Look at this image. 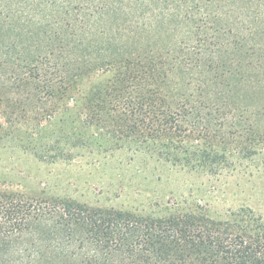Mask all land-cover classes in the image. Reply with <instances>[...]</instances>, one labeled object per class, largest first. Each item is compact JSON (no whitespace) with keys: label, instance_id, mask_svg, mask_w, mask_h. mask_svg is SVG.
I'll return each instance as SVG.
<instances>
[{"label":"trees","instance_id":"trees-1","mask_svg":"<svg viewBox=\"0 0 264 264\" xmlns=\"http://www.w3.org/2000/svg\"><path fill=\"white\" fill-rule=\"evenodd\" d=\"M15 4L17 19L22 9L31 19L42 17V31L30 20L43 38L24 65L37 78L43 72L44 97L64 99L67 111L84 110L85 123L115 147L124 141L156 148L165 161L193 168L260 147L264 0ZM29 34L33 45L39 42L38 30ZM102 76L104 82L82 88L84 79ZM41 220L49 226L43 242L74 249L65 264L77 256L80 264H264V233L244 213L214 220L199 209L155 219L6 193H0V264H41L23 243ZM89 250L94 256H83ZM43 264L51 261L43 256Z\"/></svg>","mask_w":264,"mask_h":264},{"label":"rangeland","instance_id":"rangeland-1","mask_svg":"<svg viewBox=\"0 0 264 264\" xmlns=\"http://www.w3.org/2000/svg\"><path fill=\"white\" fill-rule=\"evenodd\" d=\"M15 7V0H0V193L42 205L68 200L155 219L199 209L214 220L244 213L255 220L252 225L258 221L264 233L263 133L255 154L229 153L227 161L216 166L202 159L195 168L165 161L156 148L137 149L124 141L115 147L104 131L85 123L84 110L67 111L64 99L49 102L44 97L43 72L37 78L24 65V58L35 54L34 46L42 43V17L31 19L22 9L17 19ZM30 20L40 28L35 29L39 42L34 45L28 36L36 25L31 26ZM106 76L84 79L81 86L104 82ZM48 227L43 220L37 223L23 236L24 246L32 259L41 258V264L43 256L47 263L65 264L74 249L56 248L48 239L43 242ZM83 256L91 258L94 253L84 251ZM80 260L77 256L70 264Z\"/></svg>","mask_w":264,"mask_h":264}]
</instances>
